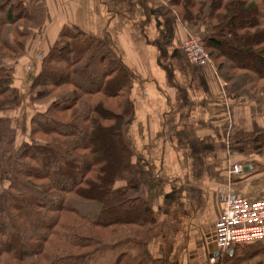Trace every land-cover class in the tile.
Returning <instances> with one entry per match:
<instances>
[{"label":"trees","instance_id":"obj_1","mask_svg":"<svg viewBox=\"0 0 264 264\" xmlns=\"http://www.w3.org/2000/svg\"><path fill=\"white\" fill-rule=\"evenodd\" d=\"M167 2L189 27L210 28L199 41L229 93L264 97V0ZM44 22L42 4L0 3V155L13 124L6 113L22 97L44 108L28 121L31 145L8 169L7 187L0 159V264H95L105 245L118 254L99 264H149L142 239L153 213L127 197L137 190L122 131L131 113L129 74L113 50L74 27L63 29L41 59L27 56ZM77 39L86 45L77 48ZM24 63L32 67L30 84L18 89ZM233 142L238 154L262 155L264 130L238 132ZM242 247L218 256V264H237Z\"/></svg>","mask_w":264,"mask_h":264},{"label":"crops","instance_id":"obj_2","mask_svg":"<svg viewBox=\"0 0 264 264\" xmlns=\"http://www.w3.org/2000/svg\"><path fill=\"white\" fill-rule=\"evenodd\" d=\"M19 2L45 9L27 56L39 60L63 29L74 27L113 50L129 74L131 113L122 131L137 190L127 197L153 213L142 239L146 261L206 264L216 257L219 194L264 198V150L233 151L234 134L264 130V97L231 94L214 67L191 64L181 45L196 34L165 0H14ZM207 28L192 29L206 34ZM30 78L19 71L17 88L26 89ZM225 164L239 165L242 174H224Z\"/></svg>","mask_w":264,"mask_h":264},{"label":"built area","instance_id":"obj_3","mask_svg":"<svg viewBox=\"0 0 264 264\" xmlns=\"http://www.w3.org/2000/svg\"><path fill=\"white\" fill-rule=\"evenodd\" d=\"M187 60L197 66L213 68L212 59L204 45L194 35L181 45ZM42 55H39V59ZM27 70L32 71L28 66ZM224 174L239 176L242 169L237 164H225ZM219 218L215 224V245L217 256L206 264H218V256L229 253L237 246H250L261 243L264 246V198L248 200L230 192L219 194Z\"/></svg>","mask_w":264,"mask_h":264},{"label":"rangeland","instance_id":"obj_4","mask_svg":"<svg viewBox=\"0 0 264 264\" xmlns=\"http://www.w3.org/2000/svg\"><path fill=\"white\" fill-rule=\"evenodd\" d=\"M165 1H168V0H165ZM192 28L193 27H189V29L196 34L198 40H202L203 39L202 37L205 36V34L201 33L199 30L196 33L195 30ZM207 30L208 32H210V28H207ZM73 45H75L77 48L81 47L82 40L77 39ZM233 47L238 50L244 48L243 45L239 44L238 46V45H235L234 43H233ZM28 66L31 67V64L29 65L28 63H24L23 66H20L19 68L20 73H24L25 75L31 76V72L27 70ZM212 66L216 70L214 62ZM22 100L24 102V105L27 104L25 107L22 105L20 108L16 110L8 111V113H6V115H8L10 119L13 121V124H12V130L10 133L9 142L6 146L5 151L0 155V159L5 160L6 165H7L6 169L4 170L5 172L4 181H3L4 187H7L8 182H9L8 175L6 174L8 169L12 168L15 159L18 158L21 152L31 145L30 139H29V126H28L29 119L33 117L37 113V111L44 110V108H38V107L33 108L32 106H29L28 99H25V98L23 99L22 97ZM142 253H143V250H142ZM117 254L118 252L116 250L114 252V250L111 248V245H105L104 249H102V251H100V253H98L95 256L94 258L95 260L93 259V261L95 262V264L96 263L99 264V262L102 263L106 261V258H111L112 256L116 257ZM237 255H238L237 257L239 256L241 257L237 259V264H264V246L261 243H256L250 246H244L238 250Z\"/></svg>","mask_w":264,"mask_h":264}]
</instances>
